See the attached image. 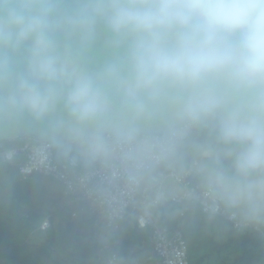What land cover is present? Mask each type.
<instances>
[{"label": "clouds", "instance_id": "9594fccd", "mask_svg": "<svg viewBox=\"0 0 264 264\" xmlns=\"http://www.w3.org/2000/svg\"><path fill=\"white\" fill-rule=\"evenodd\" d=\"M29 183L94 218L85 264L177 224L264 264V0H0V209Z\"/></svg>", "mask_w": 264, "mask_h": 264}, {"label": "trees", "instance_id": "16d2710c", "mask_svg": "<svg viewBox=\"0 0 264 264\" xmlns=\"http://www.w3.org/2000/svg\"><path fill=\"white\" fill-rule=\"evenodd\" d=\"M37 194L36 185L24 184L17 190L16 202L11 207L0 209V264H85L92 249L94 218L87 213L73 217L70 205H65L59 212L62 215L59 222H55V213H49L54 228L46 240L33 242V222L41 212L36 209L30 196ZM174 226L182 229L189 255L190 251L195 254L206 246L202 238L204 232L192 233L178 224ZM143 241L144 238L139 246ZM122 247L134 245L122 242ZM214 249L234 255L236 264H252L257 258L248 241L235 238L225 239L220 245H214ZM207 258L211 256L205 254L196 263L191 261V264H203Z\"/></svg>", "mask_w": 264, "mask_h": 264}, {"label": "rangeland", "instance_id": "374dc122", "mask_svg": "<svg viewBox=\"0 0 264 264\" xmlns=\"http://www.w3.org/2000/svg\"><path fill=\"white\" fill-rule=\"evenodd\" d=\"M37 186V195L30 196L33 204L36 205V209L41 213L47 211V213H55V222H59L62 218L60 212L62 206L66 203V200L63 194L57 190L52 184H44V185H36ZM70 209L76 210L77 206L70 205ZM26 215V214H25ZM148 238V234H143ZM143 235L133 228H130L123 236V243L131 244L134 246H139L142 243ZM47 237V236H46ZM46 237H40L35 234L32 235L31 241L33 242H40L45 241ZM205 241V247L198 250V253L191 254V261L197 262V260L205 255L208 254L211 258H207L203 264H236L235 256L227 253V252H219L218 250L214 249V245H220L225 238L216 235V234H206L202 237ZM149 244L151 246V242L149 239ZM127 252L130 250L129 248L123 247ZM139 252V251H135Z\"/></svg>", "mask_w": 264, "mask_h": 264}, {"label": "built area", "instance_id": "2783aa9c", "mask_svg": "<svg viewBox=\"0 0 264 264\" xmlns=\"http://www.w3.org/2000/svg\"><path fill=\"white\" fill-rule=\"evenodd\" d=\"M65 205H73L71 203L66 202ZM61 208V209H62ZM80 213H86L81 212L79 208L77 207L76 210H73V217H77ZM51 216V215H50ZM26 217H29L27 214ZM134 230L138 231L137 229L133 228ZM174 239L172 242L168 245H166L167 252L169 253L168 256L161 255V252L157 250L156 244L153 242V239L150 234L141 232L143 234H148V238L143 235L144 241L142 246H134L129 247L128 252H148L150 253L144 261V264H191L190 261V255H189V247L185 240L184 233L181 228L174 226L172 227ZM140 233V231H138ZM149 239L151 242V246L149 244Z\"/></svg>", "mask_w": 264, "mask_h": 264}]
</instances>
